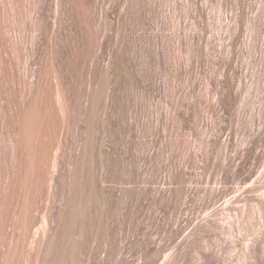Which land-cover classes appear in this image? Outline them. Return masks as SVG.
I'll return each instance as SVG.
<instances>
[{
    "label": "rangeland",
    "instance_id": "1",
    "mask_svg": "<svg viewBox=\"0 0 264 264\" xmlns=\"http://www.w3.org/2000/svg\"><path fill=\"white\" fill-rule=\"evenodd\" d=\"M261 197L264 0H0V264H264Z\"/></svg>",
    "mask_w": 264,
    "mask_h": 264
},
{
    "label": "bare ground",
    "instance_id": "2",
    "mask_svg": "<svg viewBox=\"0 0 264 264\" xmlns=\"http://www.w3.org/2000/svg\"><path fill=\"white\" fill-rule=\"evenodd\" d=\"M261 198H262V197H261ZM263 198H264V197H263ZM263 198H262V199H263ZM259 199H260V198H259ZM260 200H261V199H260ZM262 201L264 202V200H261V202H262ZM259 202H260V201H259ZM263 207H264V203H263ZM257 210H260V209H257ZM259 212H260V211H259ZM257 213H258V211H257ZM259 215H260V213L258 214V216H259ZM261 215H262V211H261ZM223 218H224V220H227V218H228V214H226V216H224ZM259 218L261 219V216H259ZM221 226L224 227V225H222V224H221ZM158 261H159V260H158ZM158 264H159V263H158Z\"/></svg>",
    "mask_w": 264,
    "mask_h": 264
}]
</instances>
